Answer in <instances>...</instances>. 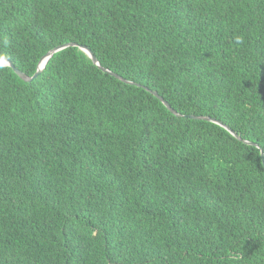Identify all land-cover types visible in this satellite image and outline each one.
I'll return each mask as SVG.
<instances>
[{"label": "trees", "instance_id": "trees-1", "mask_svg": "<svg viewBox=\"0 0 264 264\" xmlns=\"http://www.w3.org/2000/svg\"><path fill=\"white\" fill-rule=\"evenodd\" d=\"M65 44L0 66V264H264V0H0Z\"/></svg>", "mask_w": 264, "mask_h": 264}, {"label": "water", "instance_id": "water-1", "mask_svg": "<svg viewBox=\"0 0 264 264\" xmlns=\"http://www.w3.org/2000/svg\"><path fill=\"white\" fill-rule=\"evenodd\" d=\"M74 45L73 44H65V45H62V46H59V47H56L55 49L49 51L44 57H42V59L40 60L39 62V65L37 67V71L36 73L32 76V77H27L26 75H24L23 73H21L20 71H18L14 66L13 64L8 61L7 59H0V66L2 67H9L13 72L14 74L20 79L22 80L23 82H26V83H30L33 79H35L36 77H38L41 72L43 71L46 63L49 61V59L57 52L65 49V48H68V47H73ZM80 50H82L89 58L90 60L92 61V63L96 66L99 67L95 57L93 56V54L85 47H79ZM99 69L105 73H107L108 75L110 76H113L114 78L118 79L119 81L125 83V84H130V85H135L137 87H139V85L137 84H133V83H130L122 78H120L119 76L111 73L110 71L108 70H105L101 67H99ZM149 93H151L155 98H157L167 109L168 111H170L173 115L175 116H179L174 110H172L170 108V106L161 98L159 97L156 93L154 92H151L149 91ZM191 119H195V120H202V121H207V122H211V123H215L217 124L218 126L222 127L223 129H225L228 133H230L233 137H235L238 141H242L241 138L236 134L234 133L230 128H228L226 125H223L221 122L219 121H216L214 119H211L209 117H194V116H191L190 117ZM243 143L247 144V145H252L251 143H248L246 141H242ZM256 148H258L257 145H255ZM260 155L261 157H263V152L262 150H260ZM263 168H264V163H263Z\"/></svg>", "mask_w": 264, "mask_h": 264}]
</instances>
